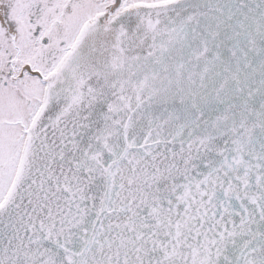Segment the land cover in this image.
<instances>
[{"label":"snow or ice","instance_id":"1","mask_svg":"<svg viewBox=\"0 0 264 264\" xmlns=\"http://www.w3.org/2000/svg\"><path fill=\"white\" fill-rule=\"evenodd\" d=\"M0 264H264V0H0Z\"/></svg>","mask_w":264,"mask_h":264}]
</instances>
